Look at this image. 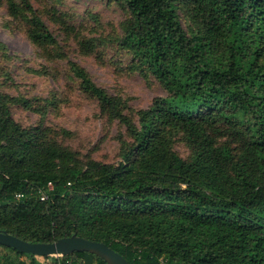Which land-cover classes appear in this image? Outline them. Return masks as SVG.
Masks as SVG:
<instances>
[{
  "label": "trees",
  "instance_id": "1",
  "mask_svg": "<svg viewBox=\"0 0 264 264\" xmlns=\"http://www.w3.org/2000/svg\"><path fill=\"white\" fill-rule=\"evenodd\" d=\"M3 1L34 48L61 57L29 0ZM108 1L127 13L113 41L130 56L128 69L167 95L130 111L67 61L100 116L124 127L117 160L102 162L64 146L58 136L68 131L44 125L56 95L0 92V231L32 243L82 237L128 264H264V0ZM77 43L83 55L98 52L94 38ZM12 104L41 120L22 127ZM48 182L53 189L41 200ZM63 259L107 264L87 252ZM0 264L39 263L0 245Z\"/></svg>",
  "mask_w": 264,
  "mask_h": 264
},
{
  "label": "rangeland",
  "instance_id": "2",
  "mask_svg": "<svg viewBox=\"0 0 264 264\" xmlns=\"http://www.w3.org/2000/svg\"><path fill=\"white\" fill-rule=\"evenodd\" d=\"M29 2L56 38L61 57L47 59L34 48L27 39L24 22L10 17L5 2L0 0V42L6 46L5 55H0V92L41 99L56 95L57 107L45 111L44 125L68 131L70 136L59 135L58 140L80 155L102 162L116 161L119 138L128 140L124 127L100 116L96 102L80 92L69 74L67 61L85 68L92 80L110 94L126 99L130 111L146 109L153 99L165 97L167 93L154 79L128 69L130 56L123 54L113 41L121 35L120 24L127 18L126 11L108 0ZM180 18L186 30L181 14ZM83 37L96 39L97 54L80 53L77 42ZM11 115L22 127L35 126L41 120L38 113L21 104L11 105ZM175 148L181 156L188 155L182 143L178 142Z\"/></svg>",
  "mask_w": 264,
  "mask_h": 264
},
{
  "label": "water",
  "instance_id": "3",
  "mask_svg": "<svg viewBox=\"0 0 264 264\" xmlns=\"http://www.w3.org/2000/svg\"><path fill=\"white\" fill-rule=\"evenodd\" d=\"M0 245L33 256H49L54 254L67 256L74 252H87L99 257L107 264H128L123 256L106 244L74 235L63 237L50 243H32L0 231Z\"/></svg>",
  "mask_w": 264,
  "mask_h": 264
},
{
  "label": "built area",
  "instance_id": "4",
  "mask_svg": "<svg viewBox=\"0 0 264 264\" xmlns=\"http://www.w3.org/2000/svg\"><path fill=\"white\" fill-rule=\"evenodd\" d=\"M52 189V183L48 182L45 186V189L39 192L40 199L46 200L48 198V194L52 191ZM21 197V194H17L15 196L16 199H19ZM35 259L39 264H85L81 260L63 259V256L60 254H54L49 256H35Z\"/></svg>",
  "mask_w": 264,
  "mask_h": 264
}]
</instances>
